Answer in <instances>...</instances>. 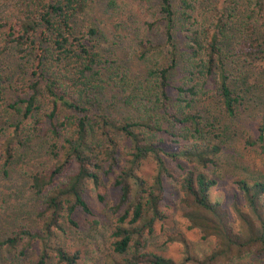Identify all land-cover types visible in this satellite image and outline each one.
Instances as JSON below:
<instances>
[{"label":"trees","instance_id":"obj_1","mask_svg":"<svg viewBox=\"0 0 264 264\" xmlns=\"http://www.w3.org/2000/svg\"><path fill=\"white\" fill-rule=\"evenodd\" d=\"M88 1L19 0L16 12L0 14V58L11 46L23 58L31 56L29 72L15 89L17 100L13 102H8L0 59V114L9 109L23 118L11 126L12 134L0 140L5 173L15 159V145H24L23 122L41 110L42 98L50 105L46 118L53 135L48 148L52 167L31 176L33 193L42 197L41 229L13 231L0 247L16 249L24 239L28 248L37 241L40 251L33 264H47L54 254L61 263L78 264L80 252L70 253L59 246L56 230L65 216L73 222L78 211L92 215L85 197L86 183L100 189L101 172L109 175L116 171L114 186L120 199L112 208L117 217L110 239L114 252L123 258L114 264H175L163 254L143 250L157 224L165 227L170 218L167 193H178L188 230L201 232L204 240L216 241L213 253L205 260H188L216 264L232 258L244 260L247 254L263 259L264 181L236 179L233 194L227 196L210 174L222 148L208 140L201 127L203 116L196 110L200 102L217 93L226 114L235 115L241 97L232 88L227 61L264 73L260 35L254 24L242 19L240 0L216 1L210 20L203 21L196 15L199 0H155L156 7L153 0H140L145 4L148 30L165 23L170 62L163 65L158 58L151 59L144 82L123 100L135 116L119 123L104 113L103 98L109 88L129 86L130 74L101 51L102 31L82 23ZM114 4L112 0L110 6ZM253 5L254 12L264 19V0H254ZM178 32L186 45L182 53ZM232 37L236 38L234 45ZM141 46L142 57L161 48L149 40ZM181 59L182 77L174 85L171 75ZM127 92L121 89L119 93ZM62 109L69 115L60 118ZM257 133L249 145L257 147L264 157V116ZM121 136L130 142L129 149H121ZM147 163L153 164L151 182L145 178ZM174 182L179 184L177 192H171ZM180 235L167 233L166 239L186 244ZM131 249L135 253L127 255ZM237 264L257 263L252 259Z\"/></svg>","mask_w":264,"mask_h":264},{"label":"rangeland","instance_id":"obj_2","mask_svg":"<svg viewBox=\"0 0 264 264\" xmlns=\"http://www.w3.org/2000/svg\"><path fill=\"white\" fill-rule=\"evenodd\" d=\"M89 0L88 10L83 17L84 25H95L102 31L101 51L116 64L127 68L129 71V86L121 87L128 90L127 93H119L121 89H108L103 98V111L110 120L123 122L127 117L135 116V112L124 104V99L133 87L144 82L146 69L151 66L153 57L161 63L169 64L168 50L165 46V23L161 22L154 29L148 30L144 25L146 20L145 4L140 0ZM154 1V6L158 2ZM219 0H199L196 15L198 20H210L212 9ZM254 0H240L242 19L244 22L254 24V28L260 35L262 43V60L264 62V19L253 10ZM19 0H0V14L16 12L19 9ZM15 22V21H14ZM116 26H119L118 28ZM245 27L242 25V29ZM239 33V30H238ZM183 34L176 35L179 41L180 52H184L186 45ZM151 41L154 45H161L160 49H154L146 57H142L141 43ZM236 38L232 37V45ZM2 69L5 74V82L8 91V102L17 100L15 89L20 86L23 77L29 72L31 56L23 58L17 54L14 46L1 57ZM0 58V59H1ZM238 61V60H236ZM228 71L232 74L231 85L236 95L241 97L237 105V111L230 117L224 111L217 93L212 94L199 103L196 110L203 116L201 126L206 137L212 143L221 146L222 152L218 156V163L210 169V174L215 176L219 184L224 187L227 196L233 191V181L239 178L247 180L264 181V157L257 147L249 145V141L257 137L258 127L264 116V73L250 71L243 68L241 62L233 64L228 62ZM184 69V61L181 59L179 67L173 71L171 80L174 85L181 80ZM30 80V74L25 83ZM136 83V84H135ZM41 110L35 112L29 120L23 122L22 138L24 145H15V159L7 168V174L0 161V242L10 237L13 231L28 229L39 231L41 229L43 210L42 197L35 195L31 189L32 175L44 173L53 165L48 153L52 142V133L46 114L50 111V105L45 99H41ZM59 117L69 115L66 110L59 111ZM22 116H16L11 110L4 109L0 114V140L12 134L14 127L22 122ZM121 149H129L130 142L124 137H118ZM0 149L2 146L0 145ZM152 163L144 166L145 178L151 182ZM72 169V167L70 168ZM102 185L96 189L92 182L86 183L85 197L93 213L88 215L82 211L76 212L72 220L65 216L60 228L56 230V238L59 246L70 253L77 251L81 254L78 264H114L123 256L114 252L110 234L116 223L117 215L112 210L119 203L120 191L114 186L116 171L105 175L101 172ZM172 191L179 190V184H171ZM178 193H167V199L172 208L166 209L170 218L165 227L157 224L155 232L145 241L144 251L157 252L171 258L175 264H197L188 257L205 260L213 253L216 247L215 239H202V233L197 230H188V222L183 218V205L180 203ZM100 195L103 200L100 199ZM167 233L181 234L180 239L186 240L170 243L166 239ZM22 240L16 249L8 246L0 247V264H33L37 260L40 251L39 242H34L32 247ZM188 245L189 250L186 249ZM23 248H27L21 256ZM189 253H187V251ZM135 249H131L127 255H133ZM244 260H221L216 264H237L239 261H251L264 264V258H255L247 254ZM47 264H64L54 254Z\"/></svg>","mask_w":264,"mask_h":264}]
</instances>
